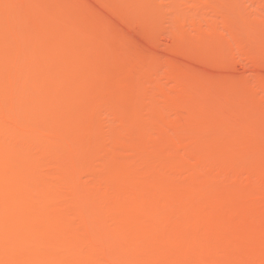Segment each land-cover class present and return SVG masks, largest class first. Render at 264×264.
Returning <instances> with one entry per match:
<instances>
[{
	"label": "rangeland",
	"instance_id": "1",
	"mask_svg": "<svg viewBox=\"0 0 264 264\" xmlns=\"http://www.w3.org/2000/svg\"><path fill=\"white\" fill-rule=\"evenodd\" d=\"M0 264H264V0H0Z\"/></svg>",
	"mask_w": 264,
	"mask_h": 264
}]
</instances>
